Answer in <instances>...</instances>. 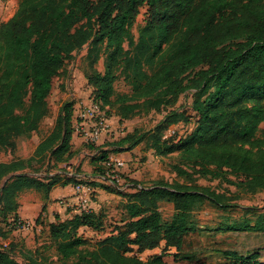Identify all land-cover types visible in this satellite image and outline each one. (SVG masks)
Wrapping results in <instances>:
<instances>
[{
	"label": "trees",
	"instance_id": "16d2710c",
	"mask_svg": "<svg viewBox=\"0 0 264 264\" xmlns=\"http://www.w3.org/2000/svg\"><path fill=\"white\" fill-rule=\"evenodd\" d=\"M143 6H147V18L135 40L131 29ZM101 42L111 48L105 70L89 75L87 80L95 89L93 101L106 114H111L109 105L115 103L118 112L113 114L120 121L131 119L142 108L157 112L175 104L184 91L194 89V123L188 135L173 141L162 130L174 125L180 116L165 114L160 122L163 125L157 124L153 130L140 132L134 127L114 141L89 144L98 153L95 171L108 180L106 162L110 154L144 143L157 156L169 157L177 151V162L170 167L176 177L186 181H159L150 189H141L128 179L135 191L117 190L124 196L122 217L92 249H81L86 239L79 231L86 227L96 232L102 212L88 210L66 218L56 214L54 221L47 223L49 236L60 262L166 264L158 255L141 260L126 252L131 245L139 251L162 244L165 248L180 246L184 234L195 226V207L204 199L215 201L201 186H194L195 176L233 183L249 193L264 190V140L254 146L264 121V0H20L13 15L0 23L5 67L0 81V147H14L20 137L37 128L48 111L47 98L59 69L86 43L94 46ZM119 65L132 92L119 94L112 102ZM26 84H31L30 105L24 114H14L23 106L19 88ZM73 108L71 102L63 103L34 154L0 163V177L11 167H33L46 153L53 164L69 163L73 155ZM58 176L36 179L21 173L8 177L3 199L10 218L3 238L14 232L8 224L19 216L21 192L34 190L45 198L56 184L81 181L97 185L78 180L76 175ZM110 183L120 188L116 182ZM162 199L173 204L169 222L163 221L158 209ZM46 207L44 204L34 219L39 226ZM23 246L13 240L3 244L0 264H51ZM17 248L22 249L21 260L14 257Z\"/></svg>",
	"mask_w": 264,
	"mask_h": 264
},
{
	"label": "rangeland",
	"instance_id": "374dc122",
	"mask_svg": "<svg viewBox=\"0 0 264 264\" xmlns=\"http://www.w3.org/2000/svg\"><path fill=\"white\" fill-rule=\"evenodd\" d=\"M19 1L0 0V23L5 22L13 15ZM146 18L147 6H143L140 8L131 29L135 40L144 26ZM110 51L111 48L105 42L94 46L86 43L71 54V57L59 69V76L54 89L47 98L48 111L46 115L39 120L37 128L28 131L24 136L20 137L14 147H0V163L33 155L37 145L52 129L58 109L63 103L71 102L74 105L73 115H75L79 106L87 103L91 96L96 95L94 87L88 83L87 78L95 72H104L107 56ZM2 52L0 47V81L3 78L5 70L1 60ZM119 66L121 67H118L115 71L117 78L113 82L114 94L111 96L112 102L117 95H130L132 92L131 85L124 78V73H122V65ZM31 73L33 74V72ZM19 89L23 92V106L15 110L14 114L22 115L30 105L31 84H26ZM194 93V89H188L180 94L173 105L161 107L157 112L150 108H142L137 115L123 121H120L113 114L114 112H118V105L116 103L109 105V112L111 114L106 115L110 120L111 130L97 145L114 141L126 132L131 131L134 127L139 128L140 132L153 130L157 124L158 126L163 125L160 122L163 120L165 114L171 113L178 114L180 116L179 120L174 125L164 128L162 133H165V137H171L170 139L173 141L178 140L179 137H185L193 128L194 117L191 107ZM159 131H161V127ZM263 140L264 121L259 125V131L254 139V146L257 147ZM88 145L85 142L82 143V147L85 149H90ZM142 151H146V148L142 149ZM177 154V151L172 152L169 157L153 154L154 158L150 155L146 165L141 164L136 167L130 166V164H124L120 167L116 166L113 170L119 176L117 184L120 185L122 190H128V188L133 186V182H128V179L137 182L135 188L141 189H150L154 183L159 181L167 182L168 184L176 181H186L183 177H176L175 173L171 170V164L177 162L175 159ZM48 157L49 155L46 153L40 163L30 168L15 166L1 172L0 247L3 246L4 241L14 240L21 247L24 245L23 248L35 250L39 257L46 258L51 264H72L71 260L60 262L57 259L58 257L54 249L55 244L50 238L47 228V218H42L39 230L11 233L8 235L7 240L2 237V234L4 235L7 232L5 224L7 219L10 218V213L6 212L4 207L3 199V187L8 177L22 173L36 179H49L59 178L58 175L62 172L67 173V175H76L80 178L78 180H84L80 175L82 169L77 162L71 160L67 164L56 165ZM229 178L234 180V177L230 176ZM194 180L197 184L194 186H201L203 192L215 201L204 199L195 207L193 211L195 226L191 231L184 234L180 246L177 248L174 246L165 248L162 244L153 250L139 251L135 246L131 245L126 253L136 256L141 260L158 255L162 257L166 264H239L240 262H264V190L249 193L243 188H237L233 183H226L222 180H210L198 176H195ZM108 181L109 183L111 182L109 178ZM88 182L101 184L99 183L100 181ZM92 187L93 192L90 196V204L87 209H94V206L98 208V201L104 200V204L100 203V205H103L102 212H104V216L102 217L101 224L97 227V233L94 230L81 227L79 233L86 239V244L81 247L82 250L92 249L96 241L103 238L105 234H108L114 223L118 222L120 217H122L120 205L124 203V199L119 200L117 197L101 193V189L97 185H92ZM193 188L195 187H191V189ZM134 191L135 189L133 188L130 192ZM101 194L102 197H100ZM67 202L64 209L69 215H72L78 206L71 203L72 201ZM158 209L163 221L169 222L174 211L172 202L166 199L159 200ZM63 218L66 217L63 216ZM257 226H261L263 229L257 230ZM21 232L27 235H22ZM21 250L17 248L13 251L15 259L21 260L19 256Z\"/></svg>",
	"mask_w": 264,
	"mask_h": 264
},
{
	"label": "crops",
	"instance_id": "0c3cea01",
	"mask_svg": "<svg viewBox=\"0 0 264 264\" xmlns=\"http://www.w3.org/2000/svg\"><path fill=\"white\" fill-rule=\"evenodd\" d=\"M103 139L104 136L101 139V141ZM82 143L83 141L81 140V138H79L75 134H72L71 144H72L73 155L70 161L72 160L80 164V167L82 169V171L80 172L81 177L87 179V181H100L99 183L101 184H97V186L101 189L100 190L101 193L109 196L111 195L112 197H117V199L119 200L124 199V196L118 193V191L122 190L121 187L118 188L112 186V184L109 183V181L106 178L102 177L100 174H98V172L95 171V168L99 165V161H97L96 159V156L98 155L97 151L92 149H85L84 147H82ZM145 148L146 151H142V149ZM153 154L154 152L151 148L146 147L144 143H139L127 151L111 153L110 157L114 160L122 161L126 165L130 164V166L136 167L137 165H141V164L146 165L150 155L152 156V158H154ZM129 189L130 188H128V190L124 189L123 191L124 192L132 191V189L130 190ZM73 193H74L73 184L70 182L66 184L54 185L48 192L47 197L45 198L39 192H36L34 190H25L21 192L18 196L17 214L24 218L35 219L40 214L42 207L45 204L47 205V207H46V211L43 212V217L47 218L48 223L54 221V216L56 214L59 215L61 218H63V216L68 217L69 213H67V211L64 209L66 204H64L63 202H67V201L70 202L71 200H73ZM100 197H102V194ZM103 201L104 200L102 201L99 200L98 208L94 206V209H91L90 211H93L95 213L102 212L103 210L102 204H104ZM100 203L102 204L100 205ZM12 233H17V232H12ZM21 233L22 235H27L26 233L23 232ZM7 237L4 239L7 240ZM8 241L7 242L4 241L3 244L6 245L12 240H10L9 242Z\"/></svg>",
	"mask_w": 264,
	"mask_h": 264
},
{
	"label": "built area",
	"instance_id": "2783aa9c",
	"mask_svg": "<svg viewBox=\"0 0 264 264\" xmlns=\"http://www.w3.org/2000/svg\"><path fill=\"white\" fill-rule=\"evenodd\" d=\"M72 127V134L81 138L83 142L93 145H97L103 136L107 135L111 130L108 116L91 97L87 103L78 107L77 112L72 117ZM122 165H124L122 161L114 160L109 156L106 166L109 168L107 177L111 182H119V176L115 174L113 169L116 166L120 167ZM73 189L74 193L71 203L77 204L78 206L77 209L74 210V213L88 211L87 207L90 204V196L93 192L92 185L79 181L73 185ZM67 203L64 202L66 205ZM8 225L14 232H31L40 229V226L34 219H28L21 216L11 218Z\"/></svg>",
	"mask_w": 264,
	"mask_h": 264
}]
</instances>
